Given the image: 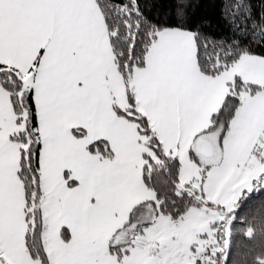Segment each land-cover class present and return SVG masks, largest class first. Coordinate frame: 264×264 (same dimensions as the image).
Listing matches in <instances>:
<instances>
[{
    "label": "snow or ice",
    "instance_id": "obj_1",
    "mask_svg": "<svg viewBox=\"0 0 264 264\" xmlns=\"http://www.w3.org/2000/svg\"><path fill=\"white\" fill-rule=\"evenodd\" d=\"M0 264H264V0H0Z\"/></svg>",
    "mask_w": 264,
    "mask_h": 264
},
{
    "label": "trees",
    "instance_id": "obj_2",
    "mask_svg": "<svg viewBox=\"0 0 264 264\" xmlns=\"http://www.w3.org/2000/svg\"><path fill=\"white\" fill-rule=\"evenodd\" d=\"M207 10H208L209 14H211L212 9L209 7Z\"/></svg>",
    "mask_w": 264,
    "mask_h": 264
}]
</instances>
